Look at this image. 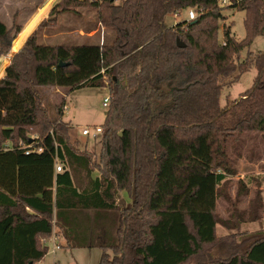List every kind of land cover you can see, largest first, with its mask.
Masks as SVG:
<instances>
[{
    "label": "trees",
    "instance_id": "trees-1",
    "mask_svg": "<svg viewBox=\"0 0 264 264\" xmlns=\"http://www.w3.org/2000/svg\"><path fill=\"white\" fill-rule=\"evenodd\" d=\"M226 6L218 0H59L19 51L22 40L14 42L0 65L1 78L10 60L0 79V264H38L47 253L41 239L53 225L64 248L100 249L97 264H264L263 230L242 231L229 246V235L216 232L260 221L264 211L262 187L239 206L254 182L262 185L264 169L237 177L233 158L242 154L230 144L231 136L252 133L264 142V53L240 59L264 35V0ZM79 8L93 9L98 25L113 33L109 44L37 41L39 29ZM225 9L244 13V39H235L231 25L220 26ZM187 10L193 20L165 26L166 16ZM19 32L16 23L0 20V59ZM251 68V87L220 106L226 81L237 82ZM45 87L107 90L97 156L71 142L69 122L50 118ZM220 202L233 225L219 216Z\"/></svg>",
    "mask_w": 264,
    "mask_h": 264
},
{
    "label": "rangeland",
    "instance_id": "rangeland-1",
    "mask_svg": "<svg viewBox=\"0 0 264 264\" xmlns=\"http://www.w3.org/2000/svg\"><path fill=\"white\" fill-rule=\"evenodd\" d=\"M54 1L55 0H0V20L6 26L11 27L13 23H17L16 21L22 23L24 18L30 17L34 12L35 6L36 9L39 4L52 7ZM229 1L230 0H218V5L223 8L227 7L226 5ZM15 11L19 12L20 16L19 20L16 19L13 21L12 17ZM76 11V13L68 12L60 14L57 16L55 23L50 25V27L39 29L36 33L37 41L40 44L48 46H79L98 44L100 42L109 44L113 37V33L109 30H104L98 25L93 9L79 8ZM188 11L189 10L183 11L179 14V17H175L174 15L166 16L164 18L165 26L170 27L174 23L185 19ZM48 13L49 12H46L44 19L48 17ZM222 14L225 16V20L220 22V26L231 25V31L235 39L238 41L244 39V13L238 10L225 9ZM92 32L94 33L91 35V38H89L86 34ZM247 52H251L254 55L264 53V35L256 36L252 40L250 48L240 52V59H244ZM7 54H9L8 50L5 57ZM255 75V69L251 68L249 71L242 74L238 81L233 84H229V80H225L228 86L222 88L221 97L219 99L220 106L238 100L240 95L251 87ZM41 94L50 118L53 120L61 119L71 124V130L69 131L71 142L76 141L80 150H88L97 156L100 151L99 140L101 134H95L94 132L96 128H100L103 124L107 112V107L105 108L102 106L103 99L108 97L107 90L105 88L91 87H85L79 90L45 87L41 89ZM57 108L61 110V115L58 114ZM83 129L88 130V136L82 135ZM236 139H238L237 142L234 141ZM230 144L232 148H236V150L242 154L241 159L237 160L233 158L239 173L237 177L255 176L260 173V169H264V142L260 139V136L253 133L248 134L247 137L245 134L231 136ZM245 155L251 156L254 160L252 162L246 161ZM93 173L92 175H94ZM235 178L233 177L230 179V185L227 190V194L231 197L235 189H237ZM260 187H262L261 190ZM255 190H260V192H262L264 200V182H262V185H258L254 182L251 185L252 193L241 202V205H239L241 208L245 207L248 201L253 198V191ZM226 207L227 205L224 202H220L217 211L223 220L233 225L234 222L230 220L231 216H229L228 211H226ZM262 213L260 221L243 223L238 230L232 229L231 231L217 226L216 232L219 236L229 235L226 240V246L234 244L239 241V235L242 231L248 233L260 230L264 231L262 224L264 221V211ZM53 245L52 241L48 242V246H46L48 248L47 253L39 264H97L101 255V251L98 248L68 250L65 248L56 249ZM224 248L225 247L222 245L221 251H224ZM213 252L214 251H212V253Z\"/></svg>",
    "mask_w": 264,
    "mask_h": 264
},
{
    "label": "crops",
    "instance_id": "crops-1",
    "mask_svg": "<svg viewBox=\"0 0 264 264\" xmlns=\"http://www.w3.org/2000/svg\"><path fill=\"white\" fill-rule=\"evenodd\" d=\"M57 2H58V1L55 0L53 3L55 4V3H57ZM50 9H51V7H46L45 5H41V4H39V6L37 7V9H36V6L34 7V10H33L34 12L30 15V17H28V18H24L23 21H22V23H20L19 21H16V22H17L16 25H17L18 27H20V32H19L18 35L15 37V39L12 41V43H11V45H10V47H9L8 53H9V51L11 50V48H12L14 42H16V41H18V40H22V43H21V45H20V47H19V49H18L17 51H19V50L23 47V45H24L25 42L28 40V38L31 37V36L33 35V33L36 31V29L38 28V25L40 24V22L45 18V16H46V12H49ZM19 16H20L19 12L15 11V12H14V15H13V17H12L13 21L16 20V19L19 20ZM95 32H96V31H95ZM93 33H94V32H92V33H90V34H86V35H88V37L91 38V35H92ZM23 35H24V37H23V39H21ZM17 51H16V52H17ZM16 52H14L13 54H15ZM13 54H12V55H13ZM11 57H12V56H10V59H11ZM4 58H5V56L2 57V58L0 59V65L2 64ZM9 64H10V60H9L8 64L5 66V68L3 69L2 77L4 76V71H5L6 67H7ZM2 77H1V78H2ZM1 78H0V79H1ZM93 174H94V175H92L93 178L98 177V172H97V171H95ZM235 179H236V178H235ZM119 196H120V198H121L122 200H124V202H125L126 204L130 203V199H129L128 195L126 194V192H121V193L119 194ZM28 211H29V210H28ZM55 235H56V228H55V226L53 225V227H52V231H51V234H50L48 237L41 239V245H43V246L46 247V246H48V242H51V241H52L53 244H55V242H57L56 244H58L59 246L61 245L60 248H64V247H63L64 244H65L64 240H63L62 238L59 239L58 237H56V238H58V240H57V239H56V241L53 240V237H54ZM62 245H63V246H62ZM47 249H48V248H47ZM65 249H67V248H65ZM68 250H70V249H68ZM71 250H73V249H71ZM38 264H39V263H38Z\"/></svg>",
    "mask_w": 264,
    "mask_h": 264
},
{
    "label": "built area",
    "instance_id": "built-area-1",
    "mask_svg": "<svg viewBox=\"0 0 264 264\" xmlns=\"http://www.w3.org/2000/svg\"><path fill=\"white\" fill-rule=\"evenodd\" d=\"M195 13H194V11L193 10H189L188 12H187V17H186V19L187 20H193L194 18H195ZM175 17H179V15H175ZM102 106L103 107H108V97L107 98H104L103 99V102H102ZM101 132V128H96L95 129V134H97V133H100ZM82 135H84V136H88L89 135V132H88V130L87 129H83L82 130ZM93 136H95V135H93ZM62 171V166L60 165V164H58V163H56L55 164V173H59V172H61ZM57 236L55 235L54 237H53V240H55L56 241V239L58 240V238H56ZM57 242H55V244L53 245L56 249L57 248H60V246L58 245V244H56Z\"/></svg>",
    "mask_w": 264,
    "mask_h": 264
},
{
    "label": "water",
    "instance_id": "water-1",
    "mask_svg": "<svg viewBox=\"0 0 264 264\" xmlns=\"http://www.w3.org/2000/svg\"><path fill=\"white\" fill-rule=\"evenodd\" d=\"M176 45H177V47H179V48H183V47H185V44L182 43L179 39H176ZM11 56H12V55H11ZM60 65H62V63H61Z\"/></svg>",
    "mask_w": 264,
    "mask_h": 264
}]
</instances>
